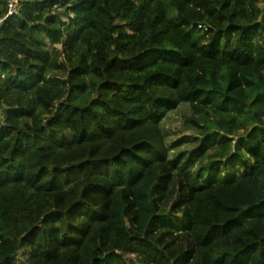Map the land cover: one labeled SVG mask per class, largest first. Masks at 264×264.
Segmentation results:
<instances>
[{
	"label": "trees",
	"instance_id": "16d2710c",
	"mask_svg": "<svg viewBox=\"0 0 264 264\" xmlns=\"http://www.w3.org/2000/svg\"><path fill=\"white\" fill-rule=\"evenodd\" d=\"M257 2L28 0L4 19L0 264H264ZM182 103L195 187L159 128Z\"/></svg>",
	"mask_w": 264,
	"mask_h": 264
},
{
	"label": "rangeland",
	"instance_id": "374dc122",
	"mask_svg": "<svg viewBox=\"0 0 264 264\" xmlns=\"http://www.w3.org/2000/svg\"><path fill=\"white\" fill-rule=\"evenodd\" d=\"M257 4L260 7H264V2L258 0ZM65 18V16H63ZM52 45H47L46 50L49 51ZM59 47V45H56ZM191 120V111L186 103L178 105L175 109L168 111L166 116L160 121L159 128L161 134L163 135L165 145L168 149V158L172 159L178 154H181V162L177 171H180L184 166L189 168L191 177L189 178L191 186L195 187L198 185L204 184L209 175H200L198 171V161L196 159L190 160L191 151L199 145L201 140V135L196 132L194 128L188 127V123ZM215 139L212 140V143L215 142ZM223 175V174H222ZM224 176V175H223ZM176 178L174 177V180ZM175 201L174 192L170 194V198L166 202L167 210L171 208ZM181 217L180 212L171 213V219H179ZM65 219L61 217L56 223L49 221L48 228L52 232V237L59 238L62 237L64 231ZM55 231L53 233V229ZM124 258L126 261L133 259V255L125 254ZM114 264H123L122 261L116 260ZM130 264V262H129Z\"/></svg>",
	"mask_w": 264,
	"mask_h": 264
},
{
	"label": "built area",
	"instance_id": "2783aa9c",
	"mask_svg": "<svg viewBox=\"0 0 264 264\" xmlns=\"http://www.w3.org/2000/svg\"><path fill=\"white\" fill-rule=\"evenodd\" d=\"M6 1V14L3 17H0V24L4 21V19L8 16L16 15L19 11L21 3L28 1V0H5ZM201 29L203 28L206 30L207 28L204 25H198Z\"/></svg>",
	"mask_w": 264,
	"mask_h": 264
}]
</instances>
